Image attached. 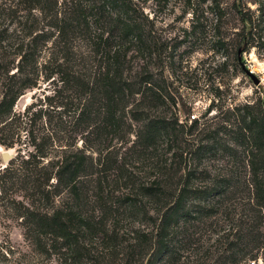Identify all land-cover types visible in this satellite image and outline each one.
Returning a JSON list of instances; mask_svg holds the SVG:
<instances>
[{
	"label": "trees",
	"instance_id": "trees-1",
	"mask_svg": "<svg viewBox=\"0 0 264 264\" xmlns=\"http://www.w3.org/2000/svg\"><path fill=\"white\" fill-rule=\"evenodd\" d=\"M150 21L131 0H0L3 214L58 264H264V94L180 120ZM41 80L51 92L16 109Z\"/></svg>",
	"mask_w": 264,
	"mask_h": 264
},
{
	"label": "rangeland",
	"instance_id": "rangeland-1",
	"mask_svg": "<svg viewBox=\"0 0 264 264\" xmlns=\"http://www.w3.org/2000/svg\"><path fill=\"white\" fill-rule=\"evenodd\" d=\"M218 1V6H215L211 0H131L137 11L151 20L146 26L150 30L151 41H156L153 59L159 61L158 54L163 56L161 63L154 64L153 70L167 77L177 101L172 111H176L179 119L188 124L192 112L200 121L208 107L206 116L217 113L220 99H225V105L231 106L239 101H249L258 92L264 94V0ZM240 11L250 19L246 28L249 42L245 46L235 40V31L243 24L238 14ZM77 41L92 39L86 37ZM244 66L259 77L258 83L247 74ZM50 92V84L41 80L37 86L26 89L14 106L22 109L37 95ZM93 155H97L96 150ZM215 155V160L211 161L212 167L216 168L214 172L221 164L230 165L228 152L218 150ZM131 167L136 171L135 175L141 174L144 168L137 161H131ZM196 182L201 183L199 180ZM116 183L122 185L120 188L124 193L131 188L130 185L125 187L120 179ZM109 186H114V183ZM238 195L244 200L246 194L242 191ZM236 204L242 207L244 201ZM122 223L130 224V228L139 224L129 219ZM224 226L228 227V224L224 222ZM0 241H9L15 251L8 260L0 258V264H58L55 257L47 258L39 252L24 237L19 220L5 217L1 207Z\"/></svg>",
	"mask_w": 264,
	"mask_h": 264
},
{
	"label": "water",
	"instance_id": "water-1",
	"mask_svg": "<svg viewBox=\"0 0 264 264\" xmlns=\"http://www.w3.org/2000/svg\"><path fill=\"white\" fill-rule=\"evenodd\" d=\"M245 71L248 75L252 77L255 83L259 82V77L249 68L245 67ZM17 154V149L14 146H0V158L1 165H5L11 158H13Z\"/></svg>",
	"mask_w": 264,
	"mask_h": 264
},
{
	"label": "built area",
	"instance_id": "built-area-1",
	"mask_svg": "<svg viewBox=\"0 0 264 264\" xmlns=\"http://www.w3.org/2000/svg\"><path fill=\"white\" fill-rule=\"evenodd\" d=\"M196 118V114L194 112L190 113L189 115V120L191 121L192 119Z\"/></svg>",
	"mask_w": 264,
	"mask_h": 264
}]
</instances>
